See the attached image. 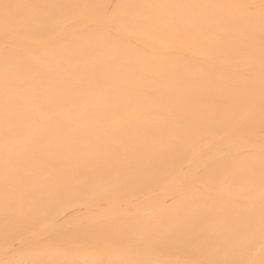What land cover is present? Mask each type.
Returning a JSON list of instances; mask_svg holds the SVG:
<instances>
[{
  "label": "bare ground",
  "instance_id": "obj_1",
  "mask_svg": "<svg viewBox=\"0 0 264 264\" xmlns=\"http://www.w3.org/2000/svg\"><path fill=\"white\" fill-rule=\"evenodd\" d=\"M0 264H264L261 0H0Z\"/></svg>",
  "mask_w": 264,
  "mask_h": 264
},
{
  "label": "snow or ice",
  "instance_id": "obj_2",
  "mask_svg": "<svg viewBox=\"0 0 264 264\" xmlns=\"http://www.w3.org/2000/svg\"><path fill=\"white\" fill-rule=\"evenodd\" d=\"M262 4H264V0H261Z\"/></svg>",
  "mask_w": 264,
  "mask_h": 264
}]
</instances>
